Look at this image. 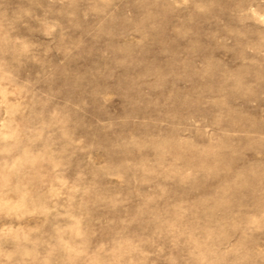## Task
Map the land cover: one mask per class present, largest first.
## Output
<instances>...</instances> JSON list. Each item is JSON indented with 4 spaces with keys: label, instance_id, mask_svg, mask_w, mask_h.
<instances>
[{
    "label": "rangeland",
    "instance_id": "rangeland-1",
    "mask_svg": "<svg viewBox=\"0 0 264 264\" xmlns=\"http://www.w3.org/2000/svg\"><path fill=\"white\" fill-rule=\"evenodd\" d=\"M0 264H264V0H0Z\"/></svg>",
    "mask_w": 264,
    "mask_h": 264
}]
</instances>
